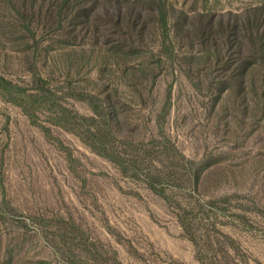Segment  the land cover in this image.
Returning a JSON list of instances; mask_svg holds the SVG:
<instances>
[{"label": "rangeland", "instance_id": "1", "mask_svg": "<svg viewBox=\"0 0 264 264\" xmlns=\"http://www.w3.org/2000/svg\"><path fill=\"white\" fill-rule=\"evenodd\" d=\"M156 1L169 23L177 14L168 4L230 20L257 14L264 24V0ZM59 2L67 3L0 0V264H264V64L247 60L233 70L226 57L187 59L196 37L179 29L167 34L164 74L139 76L141 97L128 87L121 93L129 134L121 150L131 158L118 168L91 148L85 131L87 46L35 57L18 52L17 32L7 28L16 15L50 19ZM74 2L98 15L103 3L109 12L116 5ZM12 3L25 10L16 14ZM73 14L71 6L62 13L69 36L77 33L68 22ZM79 33L86 43L85 30ZM134 49L124 52L158 67ZM123 68L116 62L104 76L130 84ZM29 71H44L54 96L2 82L8 73L27 79ZM103 134L114 142L107 126Z\"/></svg>", "mask_w": 264, "mask_h": 264}, {"label": "trees", "instance_id": "2", "mask_svg": "<svg viewBox=\"0 0 264 264\" xmlns=\"http://www.w3.org/2000/svg\"><path fill=\"white\" fill-rule=\"evenodd\" d=\"M75 0H61L55 5V14L50 19H35L32 14L26 16L16 15L11 20L6 21L7 28L12 32H17V40L20 44L18 52L32 53L37 56L42 51L53 49L58 51H69L75 47H86V51L90 57L89 75L86 79L87 84V105L91 114L90 121L86 125L85 131L89 136V145L99 155L109 159L112 163L120 164L128 163L131 158L130 154L124 153L121 148H124L122 140L129 136L125 130V123L120 113L118 105L122 94L126 92V88H132V91L142 96V87L137 85L139 76H144L146 70L152 72L153 80L164 74L166 71L165 59L167 50L164 49L165 40L170 36V32L176 30L183 31L186 35L190 34L196 37L194 44L197 47H191L188 51L187 59H204L214 60L217 63L230 62L231 69H237L238 62L256 60L264 64V24L256 21L257 14H244L242 18L230 20L218 13L214 16L212 13H200L176 9L170 4L168 8L175 11V21L169 23L168 13L162 9L156 0H103L105 4H116L112 12H109L102 4L101 8L103 15L97 13H88L84 6H76ZM99 0H84V3L97 4ZM167 4V3H166ZM165 4V5H166ZM71 6L74 14L69 18L68 22L74 24L77 33H71L69 36L64 29L66 20L62 16L65 8ZM9 8L15 11L16 14L25 10V7L20 4H9ZM123 10H125L123 12ZM254 13L256 9H253ZM90 12L92 10L90 9ZM194 16L191 20L189 16ZM171 20L174 17H170ZM262 20V18H260ZM164 21V25L161 24ZM256 23V24H255ZM83 29L87 33V42L80 43L79 30ZM160 30L162 36L155 38L153 34ZM64 32L68 38V43H63ZM166 34V36H165ZM174 34V33H173ZM61 35V36H60ZM40 38V41L37 40ZM158 41H157V40ZM11 42V41H8ZM111 45L118 46V50L109 47ZM247 43V44H246ZM155 44V45H152ZM9 50H13L8 47ZM140 53L148 52L155 60L158 67L149 66L143 57L131 58L124 51L133 49ZM146 51V52H145ZM138 52V53H139ZM187 53V52H186ZM185 54V53H181ZM226 57L227 59H224ZM185 58V59H186ZM116 62L123 64V72H126V79L134 80L130 84L124 82L110 83L104 75L107 69L114 68ZM190 63V62H189ZM250 64V63H249ZM35 61L30 63L31 69H34ZM114 70V69H113ZM187 72H191L190 69ZM27 79L17 81L15 75L8 73L2 76V82L8 87L18 88L21 91L30 93L31 96H37L42 92L51 94V87L54 86L52 80L43 72L33 74L29 71ZM245 70L242 72V81L244 83ZM124 77V78H125ZM107 81V83H106ZM106 83V84H105ZM17 85H19L17 87ZM141 89V90H140ZM120 94V95H119ZM129 94V93H128ZM78 124V123H77ZM107 126L114 137V142L109 144L103 134V128ZM123 168V167H122ZM121 173L126 172L124 168ZM120 171V170H119ZM132 177L133 175H128ZM143 182L149 189H152L154 180L152 177L146 176ZM198 186V181L192 182Z\"/></svg>", "mask_w": 264, "mask_h": 264}]
</instances>
